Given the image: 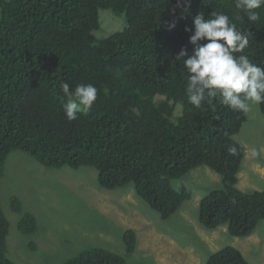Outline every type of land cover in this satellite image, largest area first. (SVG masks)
<instances>
[{"label":"trees","instance_id":"trees-1","mask_svg":"<svg viewBox=\"0 0 264 264\" xmlns=\"http://www.w3.org/2000/svg\"><path fill=\"white\" fill-rule=\"evenodd\" d=\"M0 0V177L9 157L20 152L45 168L92 167L99 187L133 185L137 196L166 220L191 193L173 181L199 166L222 177L200 203V224L207 230L228 225L234 237L254 234L264 221V191L242 192L238 173L246 155L235 140L247 114L233 112L218 100L194 108L186 95L187 73L175 60L189 43L192 18L223 11L244 14L235 0ZM182 8L186 9L183 11ZM124 15L127 27L98 39L99 12ZM260 20L235 21L249 31L245 52L264 67V9ZM173 21L176 27L169 30ZM93 84L97 100L88 114L68 121L60 85ZM264 114V104L260 105ZM235 147L237 155H229ZM15 213L23 204L12 198ZM19 230L33 235L36 217L23 213ZM10 223L0 201V264H16L7 255ZM128 255L137 235L123 238ZM34 247V246H32ZM63 264H127V258L102 247L85 249ZM207 264H251L234 247L213 254Z\"/></svg>","mask_w":264,"mask_h":264},{"label":"rangeland","instance_id":"rangeland-1","mask_svg":"<svg viewBox=\"0 0 264 264\" xmlns=\"http://www.w3.org/2000/svg\"><path fill=\"white\" fill-rule=\"evenodd\" d=\"M98 39H105L127 27L124 15L99 12ZM246 151L238 173L237 188L245 193L264 191V153L253 159L250 147L264 148V114L253 107L240 133L235 136ZM186 188L191 199L164 220L136 194L133 185L107 190L97 183V170L62 168L52 171L31 157L13 153L0 177V201L10 223L7 255L16 264H63L81 251L102 247L127 258V264H207L225 247L238 249L251 264H264V221L254 234L239 238L228 225L207 230L200 224V203L215 190L224 188L222 177L208 166L191 170L173 181ZM12 198L23 204L15 213ZM38 222L33 235L19 230L23 213ZM127 230L135 231L137 247L128 255L123 241ZM34 246V247H32Z\"/></svg>","mask_w":264,"mask_h":264},{"label":"clouds","instance_id":"clouds-1","mask_svg":"<svg viewBox=\"0 0 264 264\" xmlns=\"http://www.w3.org/2000/svg\"><path fill=\"white\" fill-rule=\"evenodd\" d=\"M187 2V0H185ZM182 7L181 0L171 10ZM235 8L244 15L230 18L223 11H212L208 18L203 12L192 18L193 28L189 43L193 45L192 54L182 48L175 60L182 61L187 75V101L196 109L205 103L212 105L218 100L233 112L248 114L253 107L264 104V67L253 63L245 52L249 47V31L238 29L235 21H242L244 16L250 23L260 20L259 9H264V0H235ZM183 11L186 9L182 8ZM176 27L173 21L169 30ZM66 102L63 111L68 121H74L78 114H88L97 100L98 89L91 83L78 84L74 91L68 83L60 85ZM229 155H237L235 147L228 148ZM264 148L250 147L247 154L259 158Z\"/></svg>","mask_w":264,"mask_h":264}]
</instances>
